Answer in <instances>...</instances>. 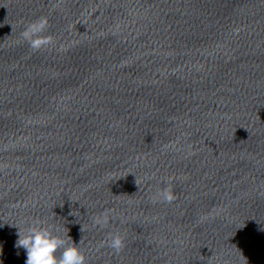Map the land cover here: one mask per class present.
I'll list each match as a JSON object with an SVG mask.
<instances>
[{
	"label": "water",
	"instance_id": "water-1",
	"mask_svg": "<svg viewBox=\"0 0 264 264\" xmlns=\"http://www.w3.org/2000/svg\"><path fill=\"white\" fill-rule=\"evenodd\" d=\"M36 220L87 264H264V0H0V264Z\"/></svg>",
	"mask_w": 264,
	"mask_h": 264
},
{
	"label": "clouds",
	"instance_id": "clouds-1",
	"mask_svg": "<svg viewBox=\"0 0 264 264\" xmlns=\"http://www.w3.org/2000/svg\"><path fill=\"white\" fill-rule=\"evenodd\" d=\"M48 27L49 22L46 17H40L26 26L22 38L33 51H39L54 43L51 37L43 35ZM150 199L153 203L171 204L176 196L170 188L165 187L158 190ZM109 221L108 212L92 218L93 226H99L101 229L106 228ZM125 240L126 238L120 233H109L107 240L102 242L101 246H106L114 254L119 255L126 247ZM16 247L26 250L25 264H87L86 254L79 244L74 243L68 234L66 239L58 228L45 225L40 220H36L24 230L18 228Z\"/></svg>",
	"mask_w": 264,
	"mask_h": 264
}]
</instances>
